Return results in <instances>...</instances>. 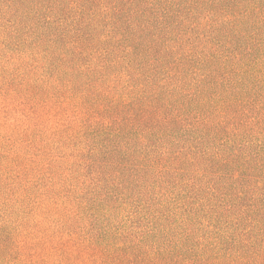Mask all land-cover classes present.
Masks as SVG:
<instances>
[{
    "label": "trees",
    "instance_id": "16d2710c",
    "mask_svg": "<svg viewBox=\"0 0 264 264\" xmlns=\"http://www.w3.org/2000/svg\"><path fill=\"white\" fill-rule=\"evenodd\" d=\"M0 89V264H264V0H0Z\"/></svg>",
    "mask_w": 264,
    "mask_h": 264
},
{
    "label": "rangeland",
    "instance_id": "374dc122",
    "mask_svg": "<svg viewBox=\"0 0 264 264\" xmlns=\"http://www.w3.org/2000/svg\"><path fill=\"white\" fill-rule=\"evenodd\" d=\"M11 90L0 89V220L16 219L32 205L25 207L19 203L20 186L27 179L23 175L33 156L28 144L29 122L25 118L28 107Z\"/></svg>",
    "mask_w": 264,
    "mask_h": 264
}]
</instances>
